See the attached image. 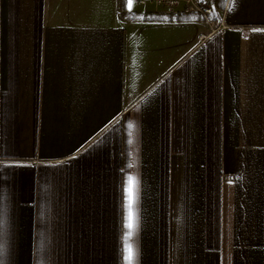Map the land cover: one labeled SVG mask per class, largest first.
Masks as SVG:
<instances>
[{
    "label": "crops",
    "instance_id": "0c3cea01",
    "mask_svg": "<svg viewBox=\"0 0 264 264\" xmlns=\"http://www.w3.org/2000/svg\"><path fill=\"white\" fill-rule=\"evenodd\" d=\"M157 12L0 0V264H264V0Z\"/></svg>",
    "mask_w": 264,
    "mask_h": 264
},
{
    "label": "built area",
    "instance_id": "2783aa9c",
    "mask_svg": "<svg viewBox=\"0 0 264 264\" xmlns=\"http://www.w3.org/2000/svg\"><path fill=\"white\" fill-rule=\"evenodd\" d=\"M154 9L160 10L169 16H189L196 18L209 26V32L201 36L206 41L210 36L218 33L224 25L215 16L213 0H145Z\"/></svg>",
    "mask_w": 264,
    "mask_h": 264
},
{
    "label": "snow or ice",
    "instance_id": "6c2138e0",
    "mask_svg": "<svg viewBox=\"0 0 264 264\" xmlns=\"http://www.w3.org/2000/svg\"><path fill=\"white\" fill-rule=\"evenodd\" d=\"M131 5V0H129V6ZM134 187H135V181L133 178H129L128 180V187H127V222H126V228L129 229V231L126 233V241L129 240L132 236V229L135 226V216L133 212V202H134ZM125 259L131 264V261L134 257V249L131 243L125 244Z\"/></svg>",
    "mask_w": 264,
    "mask_h": 264
},
{
    "label": "rangeland",
    "instance_id": "374dc122",
    "mask_svg": "<svg viewBox=\"0 0 264 264\" xmlns=\"http://www.w3.org/2000/svg\"><path fill=\"white\" fill-rule=\"evenodd\" d=\"M136 17V16H135ZM186 16H184V18H185ZM219 17V12L216 10L215 11V16H214V18H218ZM145 18L146 19H175L174 17H172V16H169V15H167L166 13H164V12H157L156 14H154V15H146L145 16ZM190 19H194V18H190ZM194 20H197L196 18L194 19ZM199 22H201V23H203L202 21H200V20H198Z\"/></svg>",
    "mask_w": 264,
    "mask_h": 264
},
{
    "label": "trees",
    "instance_id": "16d2710c",
    "mask_svg": "<svg viewBox=\"0 0 264 264\" xmlns=\"http://www.w3.org/2000/svg\"><path fill=\"white\" fill-rule=\"evenodd\" d=\"M227 1L228 0H213L214 6H215L216 10L217 11H224L226 9V6H227ZM174 18L176 20H182V19H184L183 16H176Z\"/></svg>",
    "mask_w": 264,
    "mask_h": 264
}]
</instances>
